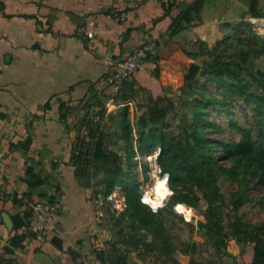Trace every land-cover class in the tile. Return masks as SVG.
<instances>
[{
    "label": "trees",
    "instance_id": "1",
    "mask_svg": "<svg viewBox=\"0 0 264 264\" xmlns=\"http://www.w3.org/2000/svg\"><path fill=\"white\" fill-rule=\"evenodd\" d=\"M215 1L163 2L164 17L171 16L173 11L176 13L168 29V38L160 42L155 51L148 52L140 68L112 96L120 105L136 101L140 94L145 96L137 104L140 129L136 144L129 104L121 106L117 121L121 129L119 137L126 143L124 155L107 149L104 133L88 128L92 143L89 146L83 144L87 160L84 163L78 160L79 164L88 165L76 164L75 174L78 178L91 176L95 175L94 170L104 169L101 182L106 186L105 193L121 189L127 202L123 216L131 220V228L122 226L120 220L117 222L122 227L118 231L119 239L111 244L110 251H97L102 264H131L133 251L137 252L140 261L182 264L175 256L180 248L174 241L169 222L178 217L174 212L175 205L186 203L197 207L200 200L206 202V208L200 210L196 225L185 223L203 234L216 256L234 258L237 264H264V221L253 223L240 213L247 199L242 189L244 183L256 180L264 186V35L254 30L250 19L264 18V0H248L247 17L228 24V31L232 33L210 45L200 37H191L192 21ZM114 16L123 21L120 13ZM246 27L249 35L237 37L242 48L228 52L229 37L240 35ZM146 45L149 44L139 47ZM178 51L192 61L188 65L180 60L172 62ZM176 91L185 97L187 110L183 112L178 131H171L177 112L170 94ZM236 96L248 105L254 125L243 127L231 120L228 126L239 136L223 138L221 135L228 122L211 119V115L216 110L232 115L228 99ZM77 108L76 105L61 104L64 118L66 113ZM219 118L223 117L220 115ZM84 123L72 126L63 121V131L78 137ZM157 147L161 148L157 159L161 173L168 176L174 193L164 207L153 213L148 204L141 202L143 192L135 180L136 165L132 161L136 155L151 154ZM144 168L146 172L150 170L147 162H144ZM27 172L30 190L21 198L14 195L15 204L29 205L46 198L44 194H35L34 190L44 185L47 178L31 167ZM226 179L243 181L242 190L232 193L231 204L224 203L221 182ZM52 198L47 199L54 204ZM224 206H228L229 212H224ZM31 216V210L10 214L13 230L17 233L10 238L5 253L0 254V264H21L16 249L23 248L29 236L39 235L19 233L29 227ZM53 241L59 248L63 247L62 240L54 238ZM197 249L195 242H185L181 252L194 254ZM65 264H84V257L70 249Z\"/></svg>",
    "mask_w": 264,
    "mask_h": 264
},
{
    "label": "crops",
    "instance_id": "2",
    "mask_svg": "<svg viewBox=\"0 0 264 264\" xmlns=\"http://www.w3.org/2000/svg\"><path fill=\"white\" fill-rule=\"evenodd\" d=\"M164 1L0 0V254L17 233L10 214L30 210V204H15L13 198L30 190L31 167L47 178L34 192L53 197L54 216L43 234L29 236L16 249L18 260L65 264L72 249L84 264H102L97 251L107 249L106 240L90 191L70 159L76 137L64 133L62 122L84 123L87 105H110L112 63L144 43L155 51L168 38L176 13L164 17ZM247 1L216 0L193 19L191 37L210 45L221 39L228 24L247 17ZM174 58L184 65L192 61L179 51ZM63 103L78 108L64 118ZM88 135L84 123L79 136ZM54 238L63 241L62 248Z\"/></svg>",
    "mask_w": 264,
    "mask_h": 264
},
{
    "label": "rangeland",
    "instance_id": "3",
    "mask_svg": "<svg viewBox=\"0 0 264 264\" xmlns=\"http://www.w3.org/2000/svg\"><path fill=\"white\" fill-rule=\"evenodd\" d=\"M231 30V29H230ZM242 32L238 36H231L229 37L230 48L228 52L237 51L242 48L243 44L238 40L237 37L248 36V29L247 27L243 29ZM259 32L264 34V28L258 29ZM232 31H227L222 38H224L227 33ZM221 38V39H222ZM251 39L254 40L253 37ZM249 39L248 41H250ZM220 40V39H218ZM216 40V41H218ZM212 42L211 45H214L215 42ZM182 51H179L181 53ZM179 54L176 56L178 57ZM177 58L173 59L175 62ZM185 62H188L185 60ZM216 87H212L215 89ZM145 96L140 94L137 97L136 101H132L129 103H124L123 105L118 104L117 101H114V104H100L98 106L87 105L85 108L82 109V119L85 122L86 129L89 133L88 128L92 127L98 133H104L106 136V147L110 150H116L122 155H124L125 149V141L122 140L119 135L121 134V129L118 128V115L120 113L121 106L126 104L130 105V119L133 125V136L134 141L136 144V140L139 137V129L140 125L138 124V117L136 116L137 113V104L144 100ZM170 98L175 102L177 112L175 115V120L172 122L170 130L171 131H178L179 123L183 112H186L187 108L184 107L185 104V97L182 95L180 91H176L170 94ZM230 102L231 112L232 115L229 114H222L221 110H216L211 115V119H217L219 121L228 122L225 125V130L222 133L221 137L228 138V137H235L239 136V133L232 131L228 126L229 122L233 120L234 122L238 123V125L245 126V127H253L254 119L252 118V114L246 102L239 99V97H232L228 99ZM120 103V102H119ZM192 114V113H190ZM223 118L220 119L219 116ZM92 121V122H91ZM237 138V137H236ZM238 139V138H237ZM84 145H91V140L85 137H76L74 141V150L71 151L70 159L72 160L73 164H79L78 160L84 163L87 160V154L84 153V148L81 144ZM88 145V146H89ZM81 148V149H80ZM161 151L160 147L155 148L151 154L148 153L146 155H136L134 160L132 161L136 165V176L135 180L139 183V188L143 192V196L147 195L148 192H152L151 199H155V185L165 180L167 177V182L165 187L174 193L172 187L169 184L168 176L163 175L161 173V168L158 164V155ZM86 155V156H85ZM144 162H147L150 170L148 172L145 171ZM80 166H86L88 164H79ZM77 166L78 165H74ZM95 175L85 177H79V180L88 187L90 191V204L92 210L95 213V221L96 224H99L103 230V238H105V247L107 250L110 251L111 244L119 239L118 231L122 226H126L127 228H131V220L128 216H123L124 212L127 209V202L125 199L124 193L121 191L120 188H116L115 190L105 193L106 186L101 182L104 169H97L94 170ZM94 172L91 171V174ZM148 175V176H147ZM243 182V181H242ZM241 181H232L230 179H226L221 182L222 186V193L225 196L224 203L230 202L232 199V193L238 190H244L247 196L245 200V204L240 209V213L245 216V218L253 223H259L264 221V186L257 183L256 180H251L250 183H244L242 187ZM242 187V189H241ZM197 190V188H196ZM198 197V194H195ZM172 196V195H171ZM171 196L165 197L163 201V205L165 206L168 201L170 200ZM183 204L185 207V213H177V218H174L173 221H170V230L172 235L174 236V241L180 248L175 253L176 258L182 264H237V260L230 257L219 258L216 256L214 249L210 246L207 239L203 236L202 233L198 232L197 229L188 226L186 222H190L194 225L197 223V219L199 216V212L202 209L206 208V202L204 200L198 201V206H191L186 203H179ZM163 206V207H164ZM162 207L158 208L161 209ZM224 212H229L228 206H224ZM188 217L185 219V217ZM121 221L122 226L118 225V221ZM185 242H195L198 246L197 251L194 254H185L181 252V247H183ZM131 257L133 259L132 264H154L153 260L147 259L146 261H140L137 257V252H131ZM23 264V262H20Z\"/></svg>",
    "mask_w": 264,
    "mask_h": 264
},
{
    "label": "built area",
    "instance_id": "4",
    "mask_svg": "<svg viewBox=\"0 0 264 264\" xmlns=\"http://www.w3.org/2000/svg\"><path fill=\"white\" fill-rule=\"evenodd\" d=\"M251 21L254 24V30L258 34L264 35L258 30L260 28H264V18H251ZM92 35L93 34L89 32V36ZM150 50L151 47L149 45L139 47L128 57L112 63L113 71L108 82L115 93L120 90L124 81L130 78L132 74L140 68L142 62L147 58ZM110 101L111 104H114L113 98H111ZM53 208V204L50 203L47 198L36 203H30L32 216L30 218V225L25 228L24 232L43 234L53 220Z\"/></svg>",
    "mask_w": 264,
    "mask_h": 264
},
{
    "label": "clouds",
    "instance_id": "5",
    "mask_svg": "<svg viewBox=\"0 0 264 264\" xmlns=\"http://www.w3.org/2000/svg\"><path fill=\"white\" fill-rule=\"evenodd\" d=\"M167 182V177H165V180L158 182L155 185V199H151L152 197V192H148L147 195L143 196L141 202L144 204H148L155 213L158 208L163 207V201L165 200V197L173 195L171 191H169L166 187L165 184ZM175 211L177 213H185V207L183 204H177L175 205ZM188 217L186 216L185 219Z\"/></svg>",
    "mask_w": 264,
    "mask_h": 264
},
{
    "label": "bare ground",
    "instance_id": "6",
    "mask_svg": "<svg viewBox=\"0 0 264 264\" xmlns=\"http://www.w3.org/2000/svg\"><path fill=\"white\" fill-rule=\"evenodd\" d=\"M187 210V209H186Z\"/></svg>",
    "mask_w": 264,
    "mask_h": 264
}]
</instances>
